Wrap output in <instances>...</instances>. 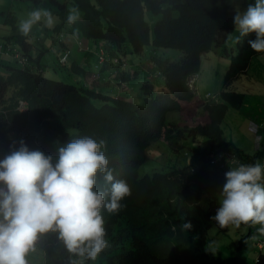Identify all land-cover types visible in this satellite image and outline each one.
Wrapping results in <instances>:
<instances>
[{"label":"trees","instance_id":"16d2710c","mask_svg":"<svg viewBox=\"0 0 264 264\" xmlns=\"http://www.w3.org/2000/svg\"><path fill=\"white\" fill-rule=\"evenodd\" d=\"M49 1L58 7L49 9L51 16L57 15L62 25L68 24L69 7L82 14V19L68 28L77 36L122 51L129 47L137 55L151 47L179 50L182 57L179 62L156 60L152 51L149 58L157 65L167 92L153 94L152 87L145 84L144 101L135 104L109 99L83 83L69 85L46 79L31 65H38L39 60L30 58V35L2 37L5 46L17 47L28 63L23 70L6 66V72L0 73V159L19 146L16 139L8 137L11 131L30 149L52 156L79 138L103 142L114 181L125 182L129 194L120 201L117 212L101 209L107 246L84 264H226L208 253V231L214 228L226 235L229 229L220 228L211 219L220 203L210 192L222 189L226 182L225 176L216 172L218 165L199 155L194 166L176 165L143 178H138L137 171L146 160L147 149L161 138L170 151L183 149L185 129L173 124L170 115L182 112L181 102L193 100L186 79L200 73L202 58L217 49L227 56L225 43L235 30L236 0H96L97 6L87 0ZM146 15L158 20L147 23ZM254 39L255 34H250L237 46V55L222 78L219 100L209 101L205 109L210 125L194 130L204 135V145L220 142L213 148L219 152L231 153L234 148L223 146L220 125L228 109L243 106L244 96L230 92L229 87L263 53L249 46L248 41ZM44 65L51 69L49 64L40 67L44 69ZM120 72L125 81L127 69ZM19 100L28 103L27 112L17 111ZM96 100L102 105L98 107ZM110 189L111 184L98 173L96 190L107 199ZM187 222L192 228L185 230L182 225ZM35 251L42 255L37 264H74L81 259L68 252L55 232L42 235Z\"/></svg>","mask_w":264,"mask_h":264},{"label":"clouds","instance_id":"9594fccd","mask_svg":"<svg viewBox=\"0 0 264 264\" xmlns=\"http://www.w3.org/2000/svg\"><path fill=\"white\" fill-rule=\"evenodd\" d=\"M87 1L93 6H97L96 0H94V3L92 0ZM37 2H42V0H37ZM147 16L153 20L148 21ZM80 17L82 19V14H80ZM78 18L76 11L71 10L67 17L69 25H62V22L53 25L54 20L49 11L35 9L29 13L27 19L20 22V31H16V33L21 32L25 36L29 35L34 25L37 26L41 22L45 25L42 27L41 36H45L46 40L42 37L38 39L34 35H30L33 39L30 43V58L32 61L39 60L37 61L39 63L38 67L30 61L32 62L31 65L34 66L33 69L38 70L43 75L44 69L40 67L42 65L40 62L41 57L52 51L57 68H62L71 77V79L68 77L69 83H81L73 77L79 75L80 72H84L87 64H84L80 69L77 68L75 64L71 63L72 54L75 52L82 56L91 54L95 58V79L99 80L103 69H107L111 72L106 81L108 84H113L116 81L117 83L113 85L115 89L120 86L125 88L124 91H128L129 88H131L129 91H134L133 79L137 74L133 69V65H130L126 60L125 50L127 49L122 51L116 46L100 45L98 42L70 32L68 28H71V24L75 23ZM57 19L61 21L59 17ZM145 19L147 23L158 20V18L150 15H146ZM233 23L235 30L239 33L238 38L255 34V39L249 40L248 44L255 52H263L256 58L262 56L264 54V0H255V3H250L244 11L237 9L233 17ZM51 27H55L54 34L50 32ZM61 29H64V31ZM69 37L74 40L76 51H73V47L66 42ZM89 43L94 45L93 49L89 47ZM52 44L53 48H51ZM16 48H4L0 45V53L4 49L12 51L15 60L19 64L18 68L23 70L28 63V58ZM148 48L150 55L152 51L155 53L158 50ZM228 52L227 49V55ZM156 60L162 59L156 58ZM42 63L48 64L45 58ZM84 63H86V60H84ZM153 64L151 61V65ZM122 68L127 69V73L123 74L126 78L125 81L122 79L120 72ZM46 70L53 69L48 68ZM200 73L190 75L186 79V86L194 95L193 100L181 102L182 112L170 115L173 124L180 129H185L184 139L182 140L183 149L177 154L186 151L190 147L189 151L194 155H201L204 157L203 160L209 164L218 165L219 168L216 172L220 176H225L226 182L223 188L220 189L222 190L220 193V206L211 219L220 228L231 227L230 225L239 227L241 224H245L241 231L246 230L249 232V236L252 232L255 233L253 236L256 247L255 252L259 255L253 258V264H264L261 259L264 257V113L259 119L256 118V115L254 119H250L251 115H248V113H246V117L249 119L244 117L247 119L246 131L251 141V155L244 153L231 141L225 140L223 132L226 125L225 120L220 125L221 139L225 143L223 146L232 145L234 147L232 152L214 150L213 148H218L220 142L204 145V135L194 130L198 127L210 125L208 113L205 109H208L209 101L219 100L223 88H221L217 97L210 93L197 99L196 97H200L201 94L200 86L196 87L200 79ZM244 74L233 81L229 87L230 92L244 96L243 106L239 110L246 107V95L234 91L232 86ZM160 75L159 71L155 78L159 79ZM58 82L63 83L64 81ZM147 85L150 84L147 83ZM150 86L152 92H154L153 94L167 92L165 88H162V92H159L152 85ZM94 92L109 99L122 98L119 94L109 95L97 90H94ZM125 97L127 98V96ZM140 98H142L141 103H143V90ZM95 104L98 107L102 105L98 100L95 101ZM28 109L29 105L26 101H18V112L25 113ZM198 114L200 117H197ZM180 117L181 122L178 120ZM238 127L239 125L236 128L228 129V131L232 133ZM8 137L16 139L19 146L14 147L9 154L0 159V264H28L27 257L30 252L35 251L37 240L49 232L57 233L58 238L64 243L68 252L81 258L74 264H84L85 259L94 260L107 246L104 239L105 230L101 209L108 213L117 212L120 208V201L129 194V188L125 182L114 181L112 171L102 150L103 142H98L91 137L79 138L60 147L56 156H52L46 155L40 150L30 149L25 141L13 131L8 134ZM167 143L164 138H161L155 144L153 143L151 147H157L154 150V154L157 156L156 159L167 150ZM149 149L145 153L146 160L138 167V178L151 176L141 177L139 174L141 166L149 159L147 155ZM190 172L194 173V170L191 169ZM98 173L103 174L104 179L111 184L107 199L105 193L96 190ZM248 224H250V227L246 226ZM182 228L185 230L191 229V222L184 223ZM217 235L226 236L218 234V232ZM239 235L242 236V234ZM207 240L209 250L208 233ZM248 240L250 241V239ZM208 253L210 255L209 251ZM209 257L221 259L212 255Z\"/></svg>","mask_w":264,"mask_h":264},{"label":"rangeland","instance_id":"374dc122","mask_svg":"<svg viewBox=\"0 0 264 264\" xmlns=\"http://www.w3.org/2000/svg\"><path fill=\"white\" fill-rule=\"evenodd\" d=\"M94 3V0H92ZM246 0H238L237 1V9L240 11H244L242 7H245ZM255 0H251V4H254ZM35 9H45L47 11H51L49 9L58 10V7L54 5L49 0H42V2H37V0H1L0 2V45L4 48L5 40L1 39L2 37H11L19 30V24L22 20L27 19L29 13H31ZM71 10H75L78 14V19H81L80 12L76 9L69 7V12ZM55 23H60L58 21L57 16H52ZM53 24V25H54ZM45 26L43 22L38 23L35 28H32L29 35H34L38 39L41 37L43 39H47L45 36H41L43 29L42 27ZM54 28H50L51 34H54ZM64 31V29H61ZM234 32H237L236 30ZM232 33V40L229 43V52L227 56H220L219 59L214 60L213 56H210V61L206 67H204V78H202L201 85L202 91L205 92L203 87H207V91H209L213 96H218L219 92L222 88V78L224 74L227 72L230 60L232 57L237 55V46L242 42L243 38H238L235 33ZM21 33V32H18ZM6 34V35H4ZM236 34H239L238 32ZM153 35V33H152ZM149 48L146 47L144 51L137 55L132 52L130 48L126 50V60L130 65H133V69L136 72L137 76L133 79V87L134 92H130L127 95V99L130 102L135 104H140L142 98H140L142 94V87L144 84L149 83L154 87L155 90L162 92V88L164 86V81L162 78L156 79L155 76L158 75L159 69L156 64L151 65L150 52L148 51ZM220 51V50H219ZM221 53V51H220ZM219 55H217L218 57ZM155 57L157 59H170L171 62H179L182 54L179 50L175 49H158L155 51ZM44 58L47 63L51 66L53 70H46L48 69L47 66L44 67L43 76L47 79H53L58 81H64L65 84H69V79L65 75V71L62 68H57L55 65V58L52 51H49L48 54H44ZM18 62L14 58V54L10 50L4 49L2 53H0V72L4 74L6 72V66L11 68H18ZM203 76V75H202ZM200 82L198 81L196 87H199ZM255 91L260 92L258 94L251 95L248 92L243 91L244 89L248 88L245 87H238L237 92L243 93L246 95V107L242 110H233L228 109L227 111V118L225 119L226 125L225 129H223L225 140L229 141L231 137L236 132H229L228 129L236 128L238 125L242 124L246 113L253 117L262 116L264 113V75H261L259 79L256 80L254 85H250ZM123 88V87H118ZM125 89V88H123ZM233 89V88H232ZM243 89V90H242ZM234 90V89H233ZM200 94V92H199ZM197 99L201 97L197 96ZM218 99V98H217ZM252 99V100H250ZM256 111V112H255ZM197 117H200L198 114ZM173 118V117H172ZM247 119H249L247 117ZM181 122V117L178 118ZM238 137L242 136V133L239 132ZM237 137V138H238ZM157 147H151L148 152V161L143 164L139 170V174L141 177L145 175H152L154 172H159L162 170H167L170 167L178 166H194L197 161L198 157L190 152V147L180 154L174 153L170 151L168 148L164 152L163 155L158 157L155 156L154 150ZM222 190L215 189L211 193L215 199L220 203V193ZM245 224H241L239 227L234 225H230L228 234L226 236H219L217 235L216 229H210L208 232V239H209V252L210 255L220 257L224 259L227 263L232 264L238 258H248L253 259L254 257H258L259 253H255V243L253 241V236L255 233H251L249 236V232L246 234L241 233V229L244 227ZM250 227V224L246 225ZM258 226V225H256ZM252 230V229H251ZM253 231V230H252ZM251 243L249 242V240ZM242 245V248H240ZM214 253V254H213ZM28 264H37L40 260H42V255L37 253L36 251L30 252L28 257ZM206 264V261H203ZM240 262V261H239Z\"/></svg>","mask_w":264,"mask_h":264},{"label":"crops","instance_id":"0c3cea01","mask_svg":"<svg viewBox=\"0 0 264 264\" xmlns=\"http://www.w3.org/2000/svg\"><path fill=\"white\" fill-rule=\"evenodd\" d=\"M237 1L238 0H236V9H237ZM250 3H251V0H246L245 7H242L243 10H246ZM147 20L152 21L153 19L147 16ZM57 24H59V23H55L54 25H57ZM234 31L235 30H232L227 36L225 47L228 50H230L229 49V47H230L229 43L232 40V33ZM234 33H235V35H237V37H239V34H236L237 32H234ZM66 42L71 47H73V51L77 50V48L74 45V40L71 37H69ZM89 47L91 49H93L94 45L89 43ZM51 48H53V44H52ZM220 51H221V49H220ZM220 51L219 50L213 51L210 54H207L203 58L202 70H201L200 79H199V82H200L199 86H200V92H201L200 97H204L206 94H210V92L207 91V87H203L205 92L202 91L203 85H201V81H202V78L205 79L204 78V71H205L204 67H206L208 65V63L210 61V56H213L214 60L219 59V57L221 56ZM217 55H219V56L217 57ZM43 59H44V57H41V60H40L41 64H43L42 63ZM84 60H86V63H84ZM71 63L75 64L76 67L79 69L84 64H87L84 72H80L79 75L73 77L78 82L83 83L86 87L92 88V89L97 90L99 92H102L104 94H109V95L119 94L120 97H122V98H126L125 96H127L130 92H134V91H129L131 88H129L128 91H124L123 88H118V87H116V89H115L113 85H114V83L115 84L117 83L116 81H114L113 84H108L106 81L108 80L111 72L107 71V69H103V71L101 72V78L99 80L95 79L94 78L95 77L94 74L96 73V70L94 68L95 58L91 54H89V55L84 54L82 56L81 54H78L77 52H75L74 54H72ZM36 66L38 67V65H36ZM73 73L75 74V72H73ZM65 75L71 79L68 72H65ZM261 75H264V54L262 56H260L259 58H255L252 60L251 65H250L249 69L247 70V72L233 84L232 88L235 91L238 89V87L248 86V88H246L244 90L242 89V90L250 93L251 95L258 94L260 92L255 91L252 87H250V85H254L256 83V80L259 79L261 77ZM250 100H252V99H250ZM245 102H246V97H245ZM260 117H261V115L256 116L257 119H259ZM246 118H244L242 121V124H240L239 127L233 131L236 133L231 137V139L229 141H231L236 146H238L240 149H242L244 151V153L251 155V141H250V138H249L248 133L246 131V124H247ZM249 118L254 119V117H252V116H250ZM203 120L205 121V119H203ZM255 121H257V120H255ZM239 132L242 133L241 137L237 136ZM246 232H247L246 230H243V231H241L240 234H243ZM249 242L251 243V241H249ZM241 247H242V245H241ZM222 260H224V259H222ZM253 260L254 259H248L246 257L238 258L232 264H253V262H254ZM226 264H229V263L226 262Z\"/></svg>","mask_w":264,"mask_h":264}]
</instances>
